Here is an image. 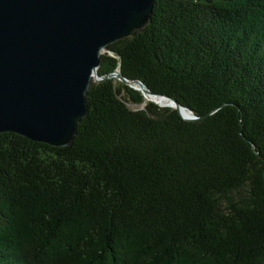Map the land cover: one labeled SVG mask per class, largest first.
Here are the masks:
<instances>
[{"label": "trees", "instance_id": "16d2710c", "mask_svg": "<svg viewBox=\"0 0 264 264\" xmlns=\"http://www.w3.org/2000/svg\"><path fill=\"white\" fill-rule=\"evenodd\" d=\"M115 71L201 119L110 79L70 146L0 134V264H264V0H156Z\"/></svg>", "mask_w": 264, "mask_h": 264}, {"label": "water", "instance_id": "95a60500", "mask_svg": "<svg viewBox=\"0 0 264 264\" xmlns=\"http://www.w3.org/2000/svg\"><path fill=\"white\" fill-rule=\"evenodd\" d=\"M155 1L0 0V134L68 147L87 116L91 84L110 79L144 99L166 101L150 102L175 110L184 121H199L171 97L154 94L119 71L98 74L108 46L146 28Z\"/></svg>", "mask_w": 264, "mask_h": 264}, {"label": "bare ground", "instance_id": "6f19581e", "mask_svg": "<svg viewBox=\"0 0 264 264\" xmlns=\"http://www.w3.org/2000/svg\"><path fill=\"white\" fill-rule=\"evenodd\" d=\"M147 101H154V102H157L159 105L161 106H164V105H167L168 103L166 101H162L160 99H149V98H146Z\"/></svg>", "mask_w": 264, "mask_h": 264}, {"label": "rangeland", "instance_id": "374dc122", "mask_svg": "<svg viewBox=\"0 0 264 264\" xmlns=\"http://www.w3.org/2000/svg\"><path fill=\"white\" fill-rule=\"evenodd\" d=\"M145 101L146 102H148L146 99H145ZM129 108L131 109V110H142L143 108H144V105H142V106H136V105H129Z\"/></svg>", "mask_w": 264, "mask_h": 264}]
</instances>
